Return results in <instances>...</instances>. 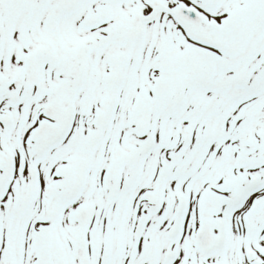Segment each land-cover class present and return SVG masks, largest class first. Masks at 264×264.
<instances>
[{"label": "snow or ice", "instance_id": "snow-or-ice-1", "mask_svg": "<svg viewBox=\"0 0 264 264\" xmlns=\"http://www.w3.org/2000/svg\"><path fill=\"white\" fill-rule=\"evenodd\" d=\"M0 264H264V0H0Z\"/></svg>", "mask_w": 264, "mask_h": 264}]
</instances>
